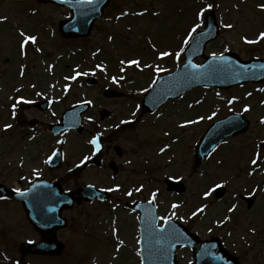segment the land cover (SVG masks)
<instances>
[{"label": "rangeland", "instance_id": "obj_1", "mask_svg": "<svg viewBox=\"0 0 264 264\" xmlns=\"http://www.w3.org/2000/svg\"><path fill=\"white\" fill-rule=\"evenodd\" d=\"M208 4L213 7L208 9ZM262 4L264 0H111L89 38L70 40L59 32L60 22L70 18L68 10L37 0H0V181L7 187L18 186L21 178L16 173L17 177L11 179V166L18 168L25 158L28 165H32L29 161L35 159L36 144H43L42 153L58 147L57 139L45 136L47 125L58 122L73 106L88 101L91 109L83 116L84 133L67 132L64 136L65 173L72 171L73 174L66 175L63 187L70 189L68 187L74 184L88 183L96 187L122 186L110 204L102 208L87 205L66 213L70 219L68 228L59 234L65 245L61 257L44 259L27 254L22 264H112L110 252L116 243L104 235L114 223L122 226L120 232L130 248L118 254L122 259L116 263L139 264L131 247L134 218L123 208L127 192H133L129 199L135 200L138 188L143 191L141 195L145 200L153 199L155 193L154 201L164 215L170 216L175 211L176 219L185 218L200 237L227 239L230 242L229 246L225 243L227 249L240 264H264V123H261L264 107L260 105L264 94L252 90L251 86L227 91L203 88L169 102L154 115L143 114L141 109L144 94L161 74L174 71L184 61V51L180 53L179 62L157 59V53L165 50L179 53L177 48L194 25L203 23L206 11L203 17L198 16L202 8L217 13L221 25V35L207 49L208 55L231 51L244 60L264 57V41L248 44L244 40L245 37L256 40L257 34L264 31V11L259 7ZM141 12L143 16L137 15ZM226 24L233 27L226 28ZM21 32L36 35L37 43H28L25 50H20ZM134 59L141 61L139 68L128 64ZM196 63L199 65L202 60ZM157 67L163 71H156ZM89 80L94 84H88ZM107 90L122 96L107 98ZM24 96L32 103L46 100L52 105L49 104L44 113L35 105L14 110L16 98ZM245 105L253 108L246 112ZM103 109L112 113L104 122L99 117ZM232 111L246 113L251 124L249 130L226 140L195 169L192 150L196 141L212 123ZM202 116L210 120H203L200 126L193 128L181 127L197 124L187 122ZM33 120L45 126L36 129L41 136L30 144L16 124H29ZM124 121L128 123H122ZM8 124L12 127L5 130ZM103 133L106 150L97 158L105 159V169L108 161L118 160L123 174L116 179L93 166L88 170L73 169V165L90 152L91 136ZM81 146L86 148L81 151ZM115 146L123 150L122 158L113 150ZM162 147L164 152L160 151ZM254 153L259 155L258 159ZM253 159H257L255 165ZM256 166L263 169L255 175ZM61 175L58 172L45 176L51 179ZM169 179L182 182L185 193H169ZM24 183L29 185L28 181H22V185ZM216 184L223 185V196L217 198L212 192L205 198L204 193L214 189ZM252 191L257 203L249 210L241 196L253 194ZM123 195L125 198L120 200ZM119 204L122 209L113 210ZM173 204L179 207L174 210ZM205 205L203 214L192 216L193 211ZM233 206L235 211L230 212L228 209ZM0 214V248L10 258L19 260L24 238H35L36 233L21 208L12 212L10 206L2 204ZM189 214L191 217H186ZM179 256L184 264L192 261L188 251ZM5 260L8 262V258ZM0 264H5L1 258Z\"/></svg>", "mask_w": 264, "mask_h": 264}, {"label": "water", "instance_id": "obj_2", "mask_svg": "<svg viewBox=\"0 0 264 264\" xmlns=\"http://www.w3.org/2000/svg\"><path fill=\"white\" fill-rule=\"evenodd\" d=\"M110 0H95V2L92 3H81L77 4L79 7H83V11L77 12V10L72 8V13H73V19L69 22L63 23L61 25V31L65 36L69 37H78V36H88L92 30L93 24L98 19L99 17L102 16V13L104 11V8L109 4ZM69 5V4H68ZM88 10V11H86ZM211 27L212 31L209 33V35H205L203 37L204 43L203 46L209 42L210 40L216 38L217 35V30H216V25L214 24V21L211 22ZM202 46V48H203ZM200 48H198L199 50ZM188 63L183 66L178 72L174 73L173 75L166 77L160 81V84L152 90L149 95L147 96L146 100L144 101V109L146 111L154 112L158 107L166 103L169 99H174L185 92L191 90L192 88L196 86H214V87H221V88H228L234 85H238L245 80L246 74L250 75L252 73L255 74L256 80H262L261 78L258 77L260 75L258 71L260 68H256L255 71L254 69L247 71L249 66H242L239 63V58L236 57L235 55H230V56H225L224 59H209L206 64L202 68H196L195 70L198 71L199 73H203L205 70L209 68L211 72L209 73V77L203 81H198L194 84H190L189 86H182L179 85V77L183 75L185 72L188 70H192L193 68L191 67V63L194 58H196L199 55H203V51L199 52L198 54H190L188 53ZM193 55V56H191ZM227 58L232 60L227 61ZM237 62H239L237 64ZM223 64L222 69L217 68L216 64ZM239 68H244L242 72H237ZM250 73V74H249ZM247 75V76H248ZM253 79V78H250ZM197 81L196 79L194 82ZM181 82V81H180ZM228 119L226 122L229 123ZM219 124H225V122L219 123ZM245 126H242L240 128L234 129L232 131H227L224 134H222L218 139H213L211 135V131L209 132V136L205 137L203 141L200 143V146L197 149V164L200 165V163L211 153V151L220 143L222 142L227 136L229 135H236L238 133H241L244 131L245 127L247 126L248 123ZM44 186V185H43ZM0 192L4 194L5 188L0 186ZM46 241L43 246L38 248L39 251H44L45 250H51L54 247V242L49 238V236L46 237ZM170 239V238H169ZM194 239V238H193ZM192 246H194V243H192ZM179 247V243L173 247V254L175 253V249ZM203 254H207L203 252ZM202 255V254H200ZM224 254L220 253V257H222ZM210 256V253L207 255ZM210 258V257H209ZM213 261H211V264H218V259L215 257H211ZM229 258V257H228ZM148 262L150 261L149 258H147ZM227 260V259H226ZM233 260V259H232ZM231 258L228 259V264H236L234 261L232 263ZM156 264L158 261H156ZM151 261V264H155ZM166 263L169 264H175L173 262V258L171 257L170 259L166 260Z\"/></svg>", "mask_w": 264, "mask_h": 264}, {"label": "snow or ice", "instance_id": "obj_3", "mask_svg": "<svg viewBox=\"0 0 264 264\" xmlns=\"http://www.w3.org/2000/svg\"><path fill=\"white\" fill-rule=\"evenodd\" d=\"M86 2H87V3H92V0H86ZM212 7H213L212 4H208V5H207V8H208V9H211ZM259 7H260L261 11H264V4L259 5ZM204 11H206V9H203V8H202V9L200 10V12L198 13V16H199V17H203V15H204ZM123 15H127V13H124ZM137 15H141V16H143L144 13H143V12H141V13H137ZM155 15H159V14L156 13ZM4 19H6V18H4ZM117 19H119V17H117ZM225 27H226V28H232L233 25H232V24H226ZM197 28H200V24H196L195 27H193L191 31H192V32H196ZM20 35L23 37V43H22V45H21L22 48H23L25 45H27L29 42H31V43H33V44L37 42V38H36L35 36L25 35V33H23V32H21ZM189 38H191V33H189ZM109 39H111V37H110ZM244 40H245V43H248V44H255V43H259V42H261V41H264V31H262V32L259 33V35H258V39H256V40H249L247 37H245ZM184 43H185V44H188V40H185ZM171 55H173V53H170V52H167V51H163V52L160 53V58L163 59V58L168 57V56H171ZM175 55H176L177 59H179L180 53H176ZM212 55H213L214 58L216 57V53H213ZM220 59H224V57H223V53L220 54ZM121 63L123 64V63H125V62H124V61H121ZM128 64H129V65H135L137 68H139V67L141 66V61H139V60H135V59H134V60H130V61H128ZM149 67H150V66H149ZM191 67H192L193 69L199 68L198 65H192ZM156 71H163V70L160 69L159 67H157V68H156ZM21 74H23V73H21ZM85 75H87V73H85ZM186 75H188V74H186ZM73 79H75V77H73ZM24 102H25V103H30V101H24ZM13 109H15V105H13ZM249 110H250V109L247 108V107L244 109V111H246V112L249 111ZM201 119H203V117H201ZM122 123H128V122H127V121H124V122H122ZM187 123H194V121H188ZM261 123H264V119L261 120ZM185 126H186V125H181V127H185ZM11 127H12V125H10V124L5 125V130H7L8 128H11ZM166 134H167V133H166ZM91 143L96 144L97 148H99V144L97 143V140H96V139H93V140L91 141ZM160 151H161V152H164V151H165V148L162 147V148L160 149ZM214 151H215V149H214ZM258 158H259V155H257V159H258ZM257 159H253V160H252V164H253V165H255V164L257 163ZM222 187H223V185H220V184H217V185H216V188H222ZM118 190H119L118 188H117V189H110V191H118ZM140 190H141V189H139V188L137 189V191H140ZM214 191H215V188H214V189H211V190H209V191H206V192L204 193L205 198L209 197V196L212 194V192H214ZM128 195L131 196L132 193L129 192ZM155 196H156V194L153 193V199H155ZM171 207L175 210V209H177V208L179 207V205H177V204H173ZM206 207H207V205H205L204 207L197 208L195 211H193L192 216L195 217V216H197V215H199V214H203V212H204V210H205ZM228 210H229L230 212L235 211V206L229 208ZM175 215H176V212L173 211L172 214H171L170 216H168V217H166V218H165V217H161V219L164 221L165 224H168L169 221H170ZM160 231L163 233V232H165L166 230H165V229H160ZM253 231H254V230H253Z\"/></svg>", "mask_w": 264, "mask_h": 264}, {"label": "flooded vegetation", "instance_id": "obj_4", "mask_svg": "<svg viewBox=\"0 0 264 264\" xmlns=\"http://www.w3.org/2000/svg\"><path fill=\"white\" fill-rule=\"evenodd\" d=\"M20 125H22L23 127H25V129L27 128L26 126L28 125V124H20ZM32 125V124H31ZM36 125H38V124H36ZM29 130V129H28ZM31 132L30 131H28V132H26V136H31ZM24 135H25V131H24ZM30 142H32V140H30Z\"/></svg>", "mask_w": 264, "mask_h": 264}]
</instances>
